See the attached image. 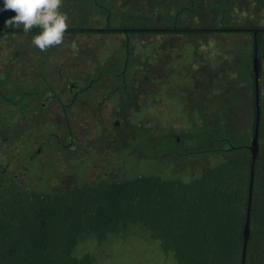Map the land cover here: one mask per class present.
Here are the masks:
<instances>
[{
  "label": "rangeland",
  "instance_id": "rangeland-1",
  "mask_svg": "<svg viewBox=\"0 0 264 264\" xmlns=\"http://www.w3.org/2000/svg\"><path fill=\"white\" fill-rule=\"evenodd\" d=\"M241 1L62 0L60 10L68 26H222L245 22L252 2ZM14 15L9 9L5 19ZM32 36L4 32L0 38V161L23 187L55 192L145 174L188 181L223 158L211 151V140L197 137L202 129L194 121L203 116L194 113V82L200 78L209 90L207 78L227 56L253 78V50L243 37L64 34L60 44L40 50ZM262 101L260 92L264 171ZM244 130L240 125L216 147L249 148L253 135ZM86 254L94 264H176L158 241L141 234L85 239L74 255Z\"/></svg>",
  "mask_w": 264,
  "mask_h": 264
},
{
  "label": "trees",
  "instance_id": "trees-1",
  "mask_svg": "<svg viewBox=\"0 0 264 264\" xmlns=\"http://www.w3.org/2000/svg\"><path fill=\"white\" fill-rule=\"evenodd\" d=\"M264 4V0H258ZM0 26L25 33L23 27ZM258 29L264 58V27L244 25L68 26L66 35L250 33ZM33 28L25 34L34 35ZM254 56V50L253 54ZM256 115L254 121V129ZM261 128V127H260ZM254 136V131H253ZM223 158L188 181L159 174L129 179L100 178L55 192L23 187L0 161V264H94L90 254L74 255L85 239L141 234L158 241L176 264H241L249 206L252 154L248 147L218 148ZM251 206L246 264H264V171L258 159Z\"/></svg>",
  "mask_w": 264,
  "mask_h": 264
},
{
  "label": "crops",
  "instance_id": "crops-1",
  "mask_svg": "<svg viewBox=\"0 0 264 264\" xmlns=\"http://www.w3.org/2000/svg\"><path fill=\"white\" fill-rule=\"evenodd\" d=\"M242 4H249L245 10L247 18L244 19V24H253L256 26L264 27V4L258 0H242ZM236 3V1H235ZM257 3V4H256ZM258 5V6H256ZM215 35H228L243 37L246 41V48L254 50V35L250 33H218ZM228 57V56H227ZM222 57L221 66H216V76L209 75V90L206 85H203L200 78L194 82V106L195 111L199 112V115L203 116V121L196 115L194 126L199 127V139H206V137L213 142L215 146L211 148L214 153L216 145L224 143L230 140V136L235 135L238 132L241 125L246 133H252L254 131V121L256 115V91H255V76L252 68V77L246 76L237 70L230 62L229 58ZM232 66V67H231ZM237 67V65H235ZM235 77V78H234ZM237 77H239L237 79ZM206 78V77H205ZM229 79V81H228ZM261 85L260 92L264 97V58L262 59V72H261ZM207 83V80H206ZM207 83V84H208ZM233 92V97H228L229 92ZM208 97V100H206ZM262 107L264 108V101H262ZM218 109L213 114L209 111L212 109ZM195 119V118H194ZM198 120V122H197ZM261 127V125H260ZM201 135V136H200ZM207 135V136H205ZM253 137V136H252ZM218 154V153H216Z\"/></svg>",
  "mask_w": 264,
  "mask_h": 264
},
{
  "label": "clouds",
  "instance_id": "clouds-1",
  "mask_svg": "<svg viewBox=\"0 0 264 264\" xmlns=\"http://www.w3.org/2000/svg\"><path fill=\"white\" fill-rule=\"evenodd\" d=\"M62 0H3L0 11L14 10L15 15L5 19L4 27H20L25 33L39 29L31 37V43L45 50L58 45L68 27L67 15L60 10Z\"/></svg>",
  "mask_w": 264,
  "mask_h": 264
},
{
  "label": "water",
  "instance_id": "water-1",
  "mask_svg": "<svg viewBox=\"0 0 264 264\" xmlns=\"http://www.w3.org/2000/svg\"><path fill=\"white\" fill-rule=\"evenodd\" d=\"M3 7V2L1 8ZM4 11H0V26L3 20ZM258 29L254 31V57H253V71L255 76V91H256V123L254 129V136L249 146V150L252 154V170H251V182H250V192H249V206L247 212V219L243 232V251H242V263L246 264L247 251H248V243L251 234V206H252V196H253V186L255 181V163L258 159L260 143H259V132L261 125V104H260V77L262 72V60L258 54V42H257V34Z\"/></svg>",
  "mask_w": 264,
  "mask_h": 264
}]
</instances>
